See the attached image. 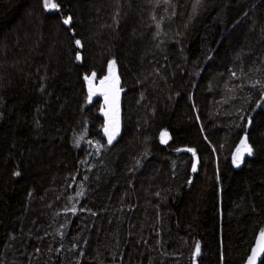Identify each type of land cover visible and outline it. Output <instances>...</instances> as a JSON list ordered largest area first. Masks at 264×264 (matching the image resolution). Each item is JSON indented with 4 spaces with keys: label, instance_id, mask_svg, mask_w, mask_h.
Listing matches in <instances>:
<instances>
[{
    "label": "trees",
    "instance_id": "obj_1",
    "mask_svg": "<svg viewBox=\"0 0 264 264\" xmlns=\"http://www.w3.org/2000/svg\"><path fill=\"white\" fill-rule=\"evenodd\" d=\"M54 3L0 0V264H264V0Z\"/></svg>",
    "mask_w": 264,
    "mask_h": 264
},
{
    "label": "water",
    "instance_id": "obj_2",
    "mask_svg": "<svg viewBox=\"0 0 264 264\" xmlns=\"http://www.w3.org/2000/svg\"><path fill=\"white\" fill-rule=\"evenodd\" d=\"M83 79L85 80L86 86L92 95H99L102 97L103 106H104V115L108 118L109 125H112L113 122L116 120V117L119 115V101H120V90L117 82L114 80V77L113 76L105 77L98 81L92 77H87V76H84ZM117 128H118V124L115 125L111 133L115 134L117 132ZM163 133H166V135L162 136ZM159 140L162 144H166L169 140V133L166 130L161 131L159 134ZM242 141H244L246 144L245 137L243 138ZM244 146L245 145H242L240 143L237 149L238 148L243 149ZM237 149L234 152L233 159L234 156L237 154ZM246 155L247 152L242 151L240 162L243 161ZM195 167L196 166L194 164L192 169L193 172H195L196 170Z\"/></svg>",
    "mask_w": 264,
    "mask_h": 264
},
{
    "label": "snow or ice",
    "instance_id": "obj_3",
    "mask_svg": "<svg viewBox=\"0 0 264 264\" xmlns=\"http://www.w3.org/2000/svg\"><path fill=\"white\" fill-rule=\"evenodd\" d=\"M200 0H197V4H199ZM44 7L46 9H52V8H56L57 5L55 3L52 2V0H44ZM194 8H195V5H194ZM70 22V18L68 19H65L64 20V23L65 24H68ZM76 43L79 45L80 44V41H76ZM79 59V57H77ZM107 131V129H106ZM163 135H166V133H163ZM114 137V133L113 134H110L109 135V142H111V140L113 139ZM241 144L242 145H245L243 149H237V154L234 156V163L236 164H239L240 162V157H241V154H242V151L243 152H247L248 154H251V148L247 147V145L245 144L244 141H241ZM195 170V168H194ZM17 175L19 173H16ZM262 236H264V233L261 234ZM261 251H264V245L261 246L260 248ZM199 252V246H197V253ZM257 255H258V250L257 249H253V254L249 257V260H248V264H255V261L257 259Z\"/></svg>",
    "mask_w": 264,
    "mask_h": 264
},
{
    "label": "rangeland",
    "instance_id": "obj_4",
    "mask_svg": "<svg viewBox=\"0 0 264 264\" xmlns=\"http://www.w3.org/2000/svg\"><path fill=\"white\" fill-rule=\"evenodd\" d=\"M52 2L54 3V0H52ZM110 76H113V77H114V80H115L116 82L119 81V80H118V77H117V74H116V71H115V69L113 68V64H112V63H110V65H109V67H108V70H107V73H106V75H105L104 77H110ZM93 78H94V77H93ZM97 81H98V80H97ZM101 98H102V97H101ZM113 129H114V125H108V129H107V131H106V134H107L108 138H109V135L112 134V133H110V132H111ZM118 132H119V123H118L117 132L114 134L113 139L117 136ZM113 139H112V140H113Z\"/></svg>",
    "mask_w": 264,
    "mask_h": 264
}]
</instances>
